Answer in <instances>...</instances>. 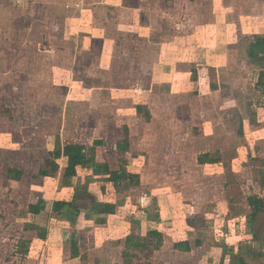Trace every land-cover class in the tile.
Here are the masks:
<instances>
[{
	"label": "rangeland",
	"instance_id": "rangeland-1",
	"mask_svg": "<svg viewBox=\"0 0 264 264\" xmlns=\"http://www.w3.org/2000/svg\"><path fill=\"white\" fill-rule=\"evenodd\" d=\"M254 3L0 0V264H176L169 243L124 256L123 235L139 229L112 216L92 226L85 211L73 259V226L54 212L55 202L76 189L89 205L124 201L120 214L142 219V232L150 227L142 217H155V204L166 200L179 218L188 215L191 238L203 234L222 247L229 235L235 246L242 240L243 248L259 250L253 236L264 239V211L254 220L244 214L250 194L264 197V88L256 86L264 63L247 55L250 42L264 41L262 9ZM138 104L150 118L135 110ZM56 140H98L92 151L100 167H79L66 179L64 157L52 176L39 175ZM204 152L219 161L200 163ZM105 163L138 177L115 188ZM8 167L23 177L10 179ZM39 198L45 208L34 214L29 204ZM242 213L244 219L229 220ZM28 223L46 227L47 240ZM196 254L180 262L192 264ZM208 258L201 260L210 264Z\"/></svg>",
	"mask_w": 264,
	"mask_h": 264
},
{
	"label": "trees",
	"instance_id": "trees-1",
	"mask_svg": "<svg viewBox=\"0 0 264 264\" xmlns=\"http://www.w3.org/2000/svg\"><path fill=\"white\" fill-rule=\"evenodd\" d=\"M247 55L250 58L251 63L263 64L264 63V41H253L250 42ZM196 72V70H194ZM197 77V75L194 76ZM256 86L258 88H264V68L259 70V76L256 82ZM210 87L214 90H221L222 85L217 82L210 81ZM136 110L140 115H143L145 118H150L151 114L149 110H146L142 104L136 105ZM125 136L127 139L128 129L125 128ZM239 132L243 133V124L240 121ZM98 142V140L94 141V145ZM88 146L84 143H66L61 144L59 140H56V147L53 151H50V155L52 158L45 159V166H42L39 170V175L41 176H52L58 169L59 164L56 159L61 156L66 157V166L64 169V177L66 179H72L77 175L78 168H96L99 164L94 165V153L93 146ZM198 161L200 163H213L219 161V157H214L210 152H204L199 155ZM100 167V166H98ZM102 169L108 174V181L112 183V185L117 188L123 180L128 179L130 182L133 181L135 177H138L137 174H132L127 172L125 169L112 170L110 169L108 164H103ZM8 177L14 180H20L24 171L20 168L16 167H8L7 168ZM262 184H264V176L262 178ZM101 191H106V186H101ZM74 194L70 200L59 199L55 202V216L60 220H67L73 227H76L79 216L82 212H90L91 217H93L94 223L96 225H103L107 222V216L109 214L116 213L118 207L123 203L122 200L116 201H103L99 199H95L90 205L87 200L81 199L78 201L77 189L74 190ZM247 202L249 206V211L247 215L250 219H255L257 214L260 211H264V198L260 197L257 194H250L247 197ZM45 208V200L39 198L37 202L29 204V211L38 214ZM159 217L156 215L155 219ZM133 222V221H132ZM188 222L192 223L191 220ZM138 223V222H136ZM27 228L35 229L36 233L40 238L45 239L47 237L48 229L46 227L41 226L40 224H26ZM70 244V255L71 257H78L80 255V247L77 238V230L71 232L69 237ZM125 249L123 250V255L126 257L133 256V250L142 249L148 251V254L152 253L153 250L159 249L163 243V234L156 230L152 229L146 233L145 236H140L133 232L129 233L124 240ZM200 243V242H198ZM174 248L189 251L191 249V244L188 240L175 242L173 244ZM226 247H224L225 249ZM236 264H247L244 259L241 258L240 255H235Z\"/></svg>",
	"mask_w": 264,
	"mask_h": 264
},
{
	"label": "crops",
	"instance_id": "crops-1",
	"mask_svg": "<svg viewBox=\"0 0 264 264\" xmlns=\"http://www.w3.org/2000/svg\"><path fill=\"white\" fill-rule=\"evenodd\" d=\"M251 1L259 2L258 4H260V5H258L256 3H254L253 5L258 6L257 11L262 9V13L259 14V12H260L259 11L257 14H259L258 19L263 18L264 17V0H251ZM81 3H82V0H80V4H79L80 7L82 6ZM83 6H85V5H83ZM89 6H90V8H94L95 3H91ZM135 110H136V108H135ZM125 128H129L128 125H126ZM125 152L127 153V151H125ZM64 157L65 156H61L60 158H64ZM56 161H58V159ZM67 188L71 189V190L73 189L72 187H66V188L63 187V188H61L60 192L67 189ZM102 193L105 195L109 194L108 188H106V191L102 192ZM72 196H73V192H70L69 196L59 198V199L70 200L72 198ZM261 197H263V196H261ZM101 200H103V201H116L115 199L113 200V199L108 198V197L105 199H101ZM125 206H126V203H124V201H123V203L118 207L116 213L109 214L107 216L106 225L110 222L109 217L112 216V217H114L113 223H116V222H119V223L120 222H126L129 224L131 223V224L135 225L137 227V229H139L140 233H137L136 230L135 231L131 230V231L125 232V234L122 237V239H124V240H125V237L131 232L138 234L140 236H145L146 233L152 229H156V230L160 231L163 234V243H162L160 248H162V250H163V247L167 243H169L170 256L176 257V259H173L171 261L172 263L175 262L176 264L177 263L183 264L182 262H180V258H184L186 256H192L193 257L196 253H197L196 257L193 258L192 264H196V263L205 264V262H203L201 260V258L205 257V256L209 257L208 261L211 258L212 262H210V264H212L213 262L215 264L216 263L215 261H217L216 264H236L237 261L234 257V254L240 255L241 258L244 259L247 264H251L250 259H252L254 257H256L259 261H264V239H262L260 236H258L256 234H254V236H253L255 238V240L259 244H263L262 246L259 245V250H257V251L256 250L253 251L251 249H248L247 246H244V248H243V241L242 240H240L239 246L238 245L235 246L234 243L229 240L233 237L231 236L229 238V235H228V238L226 239V246H222V247L220 245L215 246L214 238L211 241V240H209V238L207 239L206 237H204L203 234H202V236L198 235L195 238H191L189 231L192 230L193 224L188 223V219H186V217L188 215L183 216L185 218H182V217L179 218L176 213L174 214V212H175L174 209L167 203L166 200H164V202L162 204L161 203L155 204V207H156L155 211H156V215L159 217L158 219H155V217H151V218L142 217L145 219L147 224L150 223V227L148 229H146L145 232H142L141 226L138 225L139 222H140V224L143 223L142 219L137 220V217H136V219L135 218L129 219L125 215L120 214V212L122 211V208H125ZM182 209H183L182 206H180V209H179L180 212L183 211ZM246 209H249V208H246ZM246 211L248 212V210H246ZM247 212L244 214L247 215ZM261 212L262 211H260L257 214L256 218L259 216V214ZM179 214H181V213H179ZM242 214L236 215V217H231V218H229V220L235 219V218L238 219V217H242V216L244 219L245 215L244 214L242 215ZM80 217H81V215L78 218L76 227L72 228L73 230H74V228L77 230V238H78L80 231H83L82 228H84V225L80 224V221H81ZM124 217H126V220L123 221L122 219ZM90 222L91 221H89L86 225H89ZM136 222H138V223H136ZM181 222L184 223V224H182V227H180ZM152 223H156L155 226H153ZM68 224L70 225V223H68ZM61 225H62L61 226L62 230L66 229V228H70L69 226L67 227L62 223H61ZM90 225L93 226L96 224L94 222H91ZM106 225L102 226V228L106 227ZM160 227H162V228H160ZM73 230H70V234ZM262 231L264 232V226L262 228ZM45 240H47V239H45ZM185 240H188L189 243L191 244V249L189 251H183V250H179V249L174 248L173 244L175 242H180V241H185ZM198 242H200V243H198ZM247 243L250 244V242H247ZM252 245L254 246V243H252ZM121 246H124V249H125V243H122ZM224 247H226V248L224 249ZM76 258L77 257H73V259H76Z\"/></svg>",
	"mask_w": 264,
	"mask_h": 264
},
{
	"label": "flooded vegetation",
	"instance_id": "flooded-vegetation-1",
	"mask_svg": "<svg viewBox=\"0 0 264 264\" xmlns=\"http://www.w3.org/2000/svg\"><path fill=\"white\" fill-rule=\"evenodd\" d=\"M160 249V248H159Z\"/></svg>",
	"mask_w": 264,
	"mask_h": 264
}]
</instances>
